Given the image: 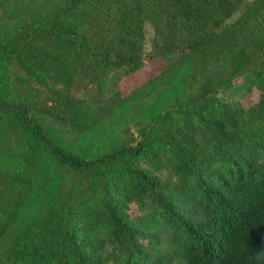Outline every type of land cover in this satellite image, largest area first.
Returning <instances> with one entry per match:
<instances>
[{
    "label": "trees",
    "instance_id": "trees-1",
    "mask_svg": "<svg viewBox=\"0 0 264 264\" xmlns=\"http://www.w3.org/2000/svg\"><path fill=\"white\" fill-rule=\"evenodd\" d=\"M246 1L0 0V264H264Z\"/></svg>",
    "mask_w": 264,
    "mask_h": 264
},
{
    "label": "rangeland",
    "instance_id": "rangeland-1",
    "mask_svg": "<svg viewBox=\"0 0 264 264\" xmlns=\"http://www.w3.org/2000/svg\"><path fill=\"white\" fill-rule=\"evenodd\" d=\"M253 3V0H247L246 3L241 7V9L228 21V23L234 21L245 9L248 5ZM151 28L146 27V44H145V51L148 54L150 52V44H151ZM179 54H174L172 56H169L167 59H165L167 63H170L174 59L178 57ZM163 63L159 62L157 60L155 61H149L145 60V69L143 72H140L134 76H130L129 78L123 80L120 83L121 89L124 90L125 92H129L130 90L134 89L135 87L139 86L142 84L146 79L147 76L152 75L156 73L160 68H162ZM253 99H256L255 96H253Z\"/></svg>",
    "mask_w": 264,
    "mask_h": 264
}]
</instances>
